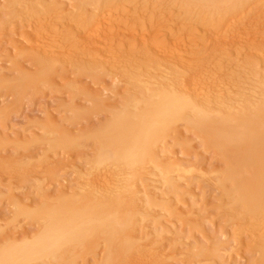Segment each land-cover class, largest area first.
Instances as JSON below:
<instances>
[{
  "label": "rangeland",
  "instance_id": "obj_1",
  "mask_svg": "<svg viewBox=\"0 0 264 264\" xmlns=\"http://www.w3.org/2000/svg\"><path fill=\"white\" fill-rule=\"evenodd\" d=\"M1 1L3 0H0V246L8 243V238L10 236L18 238V242V240L22 241V238L26 235L27 238H31L39 234V232L42 230V224L40 221L35 220L37 221L35 222L33 220L34 222H31V220L25 218L24 216L18 215V208L15 207L17 206V202L21 204L22 208L23 206L25 208H27L28 206V208L30 207V209H33V207L35 206L37 208L38 205L42 206L44 202V199H42L43 193L46 194L48 192L51 196L55 197L60 192H63V190H66V188L69 186L68 184H70V181L75 186H78V174L76 172L86 170L85 173H91L93 176H96V174H98L97 176H99V173L104 171V164H99L96 161V155L98 147L100 145L98 141L99 138L96 135H98V133L101 131V127H106L108 121H110V119L112 118L113 113H118L119 111L121 112L122 109H125L126 104L128 105V103H130L129 105L132 107L133 105H131V103L133 104L136 101L137 113L145 108L147 106L146 100L149 102V99L154 93V90L158 88L157 85L159 86V84H161V78H164V80L165 78L166 80L169 79L171 81H169V83H173L172 85L174 87L177 86L176 88L178 90L185 89V91H188V93H190L191 91H194L193 88L191 89V87L194 86L193 79L195 77V72L191 73L192 70L196 71L198 68L202 66L204 67V65H207L206 67H210L211 65H213L212 63H214L217 64V68H215V70L223 72L226 69V66H224L226 65V60H230V57L234 55L231 59L233 63L235 62V68L237 67L234 71L235 74L237 72V75L233 74V78L230 79L231 82L235 84V86L233 85L234 87L232 89L235 94V96H232L233 101L240 99V95H242L249 86H254L253 84L256 82L255 79H257V82L253 87L254 91L252 87H250L252 90L250 91L249 88L248 91H250L249 95L252 98L256 96L255 98H253L254 101H256L255 103H263L264 87H262L261 84L264 83V49L260 48H264V44H261L262 42L264 43V0H247L246 4H242L241 7H238L237 10L229 11L227 13L228 15L225 16L226 18L223 20V22L219 23L218 25L215 24L216 17L213 16V13L210 9H208L207 13V10L201 9L202 7L199 6H195L193 8V6L190 5L187 7V5H184V3L189 4L188 1L182 2L181 0H145L147 1V4L145 1L143 4L142 0H102V2L107 3L106 5L107 7H109L106 20L110 22L112 26L118 24V19L121 18L122 15L124 17H128L127 15L131 16L132 14H134V12H138L137 14L141 15V19L140 21L138 20L131 22L129 26L125 28H129V30L127 31L123 29V31L121 32H113V34L110 35V37L112 36L111 38H104L98 34L87 41L86 39H88L91 33L85 35V28L83 29V27L79 24H87L89 22H87V18L91 15V13H96V10L100 11V9H102L100 8L95 10V8H92V6L89 5L91 0H16V5L14 3L9 7L6 5L7 0L5 1V3H2ZM13 1L9 0L10 3H13ZM17 2L18 4H21L18 5ZM152 4L153 6H151ZM89 6L92 9H90ZM187 8H190V10H188ZM200 11L203 12L201 13ZM33 12H35L36 14H31ZM78 12L80 15H78ZM74 15L77 17H75ZM29 17L32 20H30ZM213 19H215V22ZM143 20L144 22H148L150 20L148 23H151L152 29L151 25H149L148 28L151 29L150 31H154L150 36L151 39H156L158 37L164 38L166 41H162V43L164 45L166 44L165 46L168 47L170 46L171 42H180V45L178 47L180 50H177L178 53L176 54L178 55L175 54L176 57H174L172 51L167 50V53L162 56L164 58H160V60H163L161 62H164L166 65H164V63L162 65L160 64L161 62H158L160 60L157 58L158 55L155 53L157 51L156 49H153V46L149 42H142V44L139 42V44L134 47L135 49H130V45H132L133 40L135 39L134 36L136 35V33H132L133 30L130 31V29L138 24L139 25L137 27L140 29V22L142 23ZM64 23L68 24L67 26L70 25L67 29V34L74 33L76 37L79 36L77 37L78 39L74 38V41H78L77 48L72 49V47H67L68 44H65V42L60 37L54 39L55 41L53 40L54 35L53 37H50L53 33L52 30H55L59 26L61 27L62 25H65ZM209 23L212 24L210 25ZM57 24L58 26H55ZM159 25L161 27H159ZM81 27L83 31L81 30ZM19 28H21V30ZM44 28H47L48 30ZM75 29H80L81 33L80 31L75 33ZM90 30L92 31L93 29L91 28ZM194 30L195 32H193ZM136 31L139 32L141 31V29L139 31L137 29ZM82 32L84 34H82ZM75 35H73V37H75ZM232 36L234 39L232 38ZM218 39L220 43L223 44L222 46L221 44L216 43ZM41 40L46 42L47 44H45L47 46L41 43ZM239 40H241V44L239 43ZM242 40L244 44H242ZM259 44H261L260 47ZM249 45L254 49L255 45H257L256 47H258V49L256 48V51L259 52H255V50L252 51V49L249 48ZM242 46L243 49L241 50ZM260 50H263V52H261ZM152 51H154V53ZM206 51L207 53H204ZM75 53H78V55L75 56L76 60H74L75 57L73 56L76 55ZM154 54H156L157 57ZM170 54L173 56V58L178 57L177 61L175 60L176 62L172 59V56ZM72 56L74 58H71ZM71 59L74 60L73 63H69ZM155 59L159 64L156 65L157 62H155ZM125 62H127L128 64H126ZM158 67L162 68L158 69ZM187 67H190L188 69L191 71H189ZM184 68L187 69V71ZM195 68L196 70H194ZM153 69H157V71ZM177 69L181 71H178ZM241 69L242 71H240ZM210 75V78H212L214 75L212 71ZM116 76L119 79H116ZM27 79H34L35 82L30 85L25 81ZM131 79L133 80V82ZM260 79L263 80L261 81ZM146 81H148V84L146 83ZM251 81H253L254 83L252 82V85H248V87L244 84H248ZM214 83L216 82H212L211 84L212 88L215 87L213 85ZM155 86L156 88H154ZM237 89L240 91H238ZM223 94L224 95L222 96V98L224 99L226 95L224 92ZM212 96L206 99V101L203 100L205 103L201 102L202 106L205 105L206 107L208 106L207 102H211L210 105L211 109H213L212 111L208 110V107L210 105L207 108L204 106L207 111L201 105H199V107L201 106L200 108L203 109V112L213 114L216 113L217 116L224 117L222 116L223 114H219L223 112L222 110H224L221 104L220 106L216 105L219 102H222L223 99H221L219 95H214L213 97ZM216 97H218L219 100ZM130 99L131 101H129ZM137 99L139 100L137 101ZM209 99L211 100L207 101ZM132 100H134V102H132ZM238 103V101L235 102V107L236 109L240 110L243 106L239 108L238 106H240V103L239 105ZM131 107H129L128 109L130 111L134 110V108L131 109ZM139 117L140 118H138L137 115V120H142L141 116ZM177 123L179 124H176L175 128L167 131L168 135L167 138H165L166 141H164V143H162V141L160 144H158L159 149H157V146L156 149L158 151H160L161 149L164 150L166 145L169 148L171 146L168 144H171L176 139L178 143L177 141H174V143L171 144L173 145L171 148L167 150L165 149L161 153L157 151L156 154L158 156L162 155L165 152L162 156H160L162 158L163 156L165 157L163 159H166V161L162 159L164 162H177L178 159L183 165H185L184 169L190 168L191 174H189L188 176H184L183 180L181 179V183L185 185H183L182 187L184 190V187L189 186V184L186 182V179H191L193 187L191 186L192 188L190 189L189 193H186L184 195L181 193L182 191L180 192L177 189L171 188L168 183L170 179L177 178L174 177L175 174H173V171L168 172L165 170L162 171L161 169H154L156 168V163H151L152 161L150 160L147 161L145 166L143 165L142 168L145 173L147 171H151L153 173L151 174V176L155 174L154 177L157 175V178L159 177V181L160 179L162 182L164 180V191L168 197L167 199L169 202L171 201V203H176L177 200L184 198L186 199L187 197V199L185 200L184 208L181 209L176 205L174 206L176 208H179H177L178 215H170L168 214L166 209H164V211L162 208H160V206H158L160 210H158V208H154L158 211L151 210V212L153 211V213L149 212L151 215L155 214V218H158L160 222H158L157 219L154 221L155 218L153 217V215L149 216L150 218L148 217L146 222H144L145 220L142 221L144 223L141 224H144V227L146 226V228H151L149 231L150 236L148 237V239L146 235V238L144 237L145 241L141 240L143 247H145V245H152L149 248L148 246L146 247L150 250H157V248L159 247L157 251L161 250L160 252L164 256V260L166 261L165 263L167 264L171 261H175L176 259L177 261L178 259H182L180 263L178 261L179 264H181L182 262L183 264H263L264 251L259 248V244H257L258 241L253 242V239H251V237L253 236L254 238V236L256 235V237L263 235L264 225L261 222V218L258 216V214L247 211V209L243 206L241 200L239 199V196L235 194V186L232 184L231 179L228 178V169L231 162L229 163L227 160L219 157V154L214 148L207 147L208 145L204 144L205 140L202 139V136L200 137V134L195 132L194 129L190 130L189 127H186L184 122L179 121ZM127 127L131 128L132 125L128 124ZM58 128H63L62 131L61 129H59V131H61L60 133L58 131ZM178 129H180V131ZM139 130L140 129H138L137 131ZM174 131L175 133H173ZM66 133L70 134L67 135L69 138L75 139L74 142H72L71 146H69L70 143L68 144V146L70 147L69 150H67L68 148L65 149V147H68L67 143L64 144L65 141L62 140L64 139L63 134ZM94 135L96 136V138H94ZM59 138L64 141V146H62V144H59L61 143V140ZM52 139L55 141L52 142ZM56 139L60 140V142L56 141ZM201 139L204 141H202ZM50 140L52 144L57 142L59 147H57L56 143V147H53L50 143ZM160 157L159 159L161 160ZM19 164L23 165L24 168L26 167L25 169H23L25 170V173H23V170H21L23 166H19L22 167L21 169H16ZM53 164H55L56 166ZM14 166L16 167L14 168ZM36 166L37 170H39H36L37 172H39L38 174H36V171H34L35 173L33 172V170L36 169H34L33 167ZM48 167H52V172L47 170ZM136 169L134 168V171ZM125 171L126 170L123 171V174ZM243 171L245 172L246 169ZM131 172L132 169L130 170V173ZM54 173L55 176L57 175L55 178H53ZM126 173L124 175L122 174L123 176L120 174V182H118L122 184L121 186L123 187L127 185L129 186V181H132L134 176H136L133 174L134 172H132L133 177L129 176V172V174L127 173L128 176L126 175ZM144 174L141 173L140 175ZM148 174L150 173H147V175L145 174L144 176H146V179H151V177H149L150 175ZM248 175L246 177H249ZM144 178L142 176V179L145 181L146 179ZM157 178L155 177V181H158ZM142 179L139 177L137 178L136 176L133 181L138 182ZM181 180H179L178 182L180 183ZM153 181L154 180L152 177V182ZM124 182L125 184H128L124 185ZM141 182L143 181H139L140 184ZM149 182L152 184L151 180ZM149 182L146 183L148 184ZM135 183L133 185H139L138 183ZM131 184L132 183H130V185ZM144 184V182L143 184H141L143 185L142 187L145 186ZM7 185H11L14 187V192L17 193H14L15 196H10V191L7 190ZM133 185L132 188H134ZM65 186L67 187L65 188ZM138 187H135V189ZM124 189H127V187H125ZM138 189L140 190L141 187ZM120 190H118L117 192H120ZM129 190L130 189H128L127 191ZM121 192H123V189L121 190ZM124 194L125 197H128V192H126L125 190ZM228 206L231 210L228 208ZM226 208L230 210V213L227 212L229 210ZM174 211L176 213V210ZM182 213H186L187 216L185 215L186 217L183 216V218H186L188 220L191 217L195 218H191L190 222L196 221L198 219L197 217L202 213L207 216V226H205V231L207 229L208 230L207 232L202 231V234L204 236L200 234V229H194V231H192L193 233H191L193 235V238H189V236L191 235L189 233L191 227L188 229V225H184L182 223L183 221L179 219L182 218V216L178 218L179 214ZM8 221H12L9 226L7 225ZM145 223L147 224L145 225ZM163 227H165V229H163ZM237 228L239 229V232H241V243H239V241H236L235 237L233 236L235 234L234 232L238 231ZM183 229V232L185 233L182 232ZM166 230L170 233L166 232ZM7 231H9L8 234ZM196 231H199L200 233ZM194 232H196L195 238ZM146 233H148V231ZM180 233L181 237H176V235ZM3 234H5L6 236H4ZM210 234H214V236L212 235L211 237ZM217 242L219 244H222V246L224 247L223 250L218 251L219 254H217L218 252H214V248L215 245H217ZM190 244L193 245L190 246ZM230 248H232L233 250ZM98 249L99 250L97 252L100 253V256L102 258V255H104L105 253L102 243L99 245ZM227 249L229 251H227ZM83 251H85L84 248ZM83 251L81 253H77V256L75 255L76 262L74 260L70 261L71 256L69 258V261L72 262V264L73 262L74 264H96L92 255H87V257L84 255L86 258L84 256H80L81 254L83 255ZM231 251L234 254L237 255L238 253V256H241L238 263H235V261H227V259L229 260V254L227 253H231ZM65 263L68 264V260Z\"/></svg>",
  "mask_w": 264,
  "mask_h": 264
},
{
  "label": "bare ground",
  "instance_id": "obj_2",
  "mask_svg": "<svg viewBox=\"0 0 264 264\" xmlns=\"http://www.w3.org/2000/svg\"><path fill=\"white\" fill-rule=\"evenodd\" d=\"M3 1H1V2L5 3L6 0H3ZM144 1L145 0H142L143 4H144ZM181 1L182 2L188 1L189 4L184 3V5H187V7L190 5L193 6V8L195 6L196 7L197 6L202 7L201 9L207 10V13H208V9H210L213 13V16L216 17V23L215 24L218 25L219 23L223 22V20L226 18L225 16L228 15L227 13L229 11L237 10L238 7H241L242 4H246L247 0H181ZM23 2H25V1H23ZM145 2L147 4V1H145ZM14 3L16 5V0L13 1V3H10L9 0H7L6 5L9 7L10 5H13ZM140 3H141V1H140ZM17 4H18V2H17ZM20 4L21 3H19L18 5H20ZM106 4L107 3L102 2V0L101 1L100 0L99 1L91 0L89 5L92 6V8H95V10L100 9V8H102V9H100V11L96 10L95 11L96 13H91V11H90L91 15L90 16L87 15V16H89L88 18L86 17L87 22L88 21L89 22L87 24H85V23L79 24L83 27V29L85 28L84 29V33H86L85 35L91 33V35L88 37V39L85 38L86 41L91 39L93 36L98 35V34L104 38L105 37L111 38L112 36L110 37V35L113 34V32H116V31L121 32V31H123V29L127 28L131 22L138 21V20L140 21V19H141V15H138L137 14L138 12L137 13L134 12V14H132L131 16L127 15L128 17H124L122 15L124 18L121 16V18H119L120 20L118 19V21H119L118 24L115 26H112V24L106 20L107 12L109 9V7H107ZM103 6H104V8H103ZM105 6H106V8H105ZM151 6H153V4ZM92 8L90 7V9H92ZM190 8H192V7H190ZM190 8L189 9L187 8V9L190 10ZM199 10H200V8H199ZM30 12H32V11H30ZM35 12H33L31 14H34ZM1 14H2V12H1ZM85 14H87V13H85ZM78 15H80L79 12H78ZM75 17H77V16H75ZM30 20H32V19L30 18ZM165 20H167V19H165ZM213 20L215 22V19H213ZM14 21H16V20H14ZM148 22H144V20L142 21V23L140 22L141 31H139L140 29L137 27L139 24L138 25L134 24L135 26L130 29V31L133 30L132 33L133 32L136 33V35L134 36L135 39L133 38L134 39L133 43H132V45H130L131 46L130 49L131 50L135 49L134 47H136L137 44H139V42L141 44H142V42L143 43L149 42L153 46V49H156L157 52H155V53L158 55V57L156 54H154V55H156V57L159 60H160V58H162V59L164 58L162 56L167 53V50L172 51V54L174 55V57H176L175 54L178 53V51L180 50L178 48L180 45V42H178V41H175L173 43L171 42L170 46L168 47V46H165L166 44L164 45L162 43V41H166L164 38L158 37L156 39H153V38L151 39L150 36H151L152 32H154V31H150L152 29V25H151V23H148ZM153 22H155V21H153ZM240 23H241V21H240ZM238 24H239V22H238ZM67 25L68 24H65V25H62L61 27L59 26L55 30L53 29L52 30L53 33L50 37H53V35H54L53 40L60 37L65 42V44L66 43L68 44L67 47H72V49L77 48L78 41H74V40L79 36L76 37V35L74 33H70V34L68 33L67 34L66 33L67 29L70 26V25L69 26H67ZM149 25H151V29L148 28ZM55 26H58V24ZM38 27H36V28H38ZM82 27H81V30H82ZM159 27H161V26L159 25ZM91 28L93 29L92 31L90 30ZM230 28H232V27H230ZM19 29L21 30V28H19ZM38 29H40V28H38ZM44 29L48 30L47 28H44ZM137 29L139 32L136 31ZM125 30L126 31L129 30V28L125 29ZM167 30H169V29H167ZM79 31H80V29H77V30L75 29V33L79 32ZM237 31H236V33H237ZM68 32H69V30H68ZM193 32H195V30ZM212 32H213V30H212ZM80 33H81V31H80ZM84 33L82 32V34H84ZM72 34L75 35V37H73ZM242 34H243V32H242ZM125 35H127V34H125ZM228 36H229V34H228ZM223 38H225V37H223ZM232 38H233V36H232ZM49 40H51V39H49ZM180 40H181V38H180ZM220 40H221V38H220ZM41 41H42L41 43H43V44L46 43L43 40H41ZM218 41H219V39H218ZM218 41H216V43L221 44L220 41L219 42ZM240 41L241 40H239V43L241 44ZM260 41H262V40H260ZM82 42H84V41H82ZM222 42H223V40H222ZM242 42H243V40H242ZM242 44H244V42ZM256 44H258V43H256ZM261 44H264V43L262 42ZM261 44H259V47ZM222 45L223 44H221V46ZM252 46H254V45H252ZM256 46L257 45H255V49H254L253 47L251 48L249 45V48H251L252 51L255 50V52H259V51H256L258 49V47H256ZM53 47H56V46H53ZM242 49H243V46L241 47V50ZM260 49H264V48H260ZM228 50H229V48H228ZM154 51H152V52L154 53ZM261 52H263V50ZM204 53H207V51ZM77 55H78V53L76 55H73V56L75 57ZM176 55H178V54H176ZM258 55H260V54H258ZM73 56L71 58H74ZM233 56L230 57V60L229 59L226 60V63H225L226 65H224V66H226V69L223 72H220L219 70H215V68H217V66H216L217 64H214V63H212L213 65H211L210 67H206L207 65H204V67L202 66V67L198 68L197 70L195 68L194 70H196V71H193V70L191 71L188 69L190 67H187V69L189 71H191V73L195 72L194 73L195 77L193 79L194 80V86L191 87V89L192 88L194 89L193 92L191 91L190 93H188V91H185V89L184 90L183 89L178 90L176 88L177 86L174 87L172 85L173 83L172 84L169 83L170 80L168 78H167L168 80H166V78H165V80H164V78L163 79L161 78V80H162L161 84H159V86L157 85L158 88L156 90H154V93L152 94V96L150 95L151 98L149 97L150 98L149 102L146 100L147 106L145 108H143L139 113H137V111H136V106H137L136 101H135L136 104L131 103V105H133L132 107L129 105L130 103H128V102L131 101V99L127 102L128 105L126 104V106L131 107V109L134 108L135 112H134V110H132L133 112L130 111L128 109L129 107L125 106V109H122L121 112L119 111L118 113H116V112L113 113L112 118L110 119V121H108V124L107 125L104 124V125H106V127H104V126L101 127V131L99 130L100 134L98 133L99 136L96 135L99 138L98 141L100 144L98 147L97 155H96V161L99 164H104V168H103L104 171L99 173V176H97L98 174H96L97 177L95 175L93 176L91 173H85L86 170L76 172L78 174V176H77L78 177L77 178L78 186H75L70 181V184L66 183L69 185L68 187L65 186V188L67 187L66 190L62 189L63 192H60L55 197L51 196L48 192L46 194L43 193L42 199H44V202H43L42 206L38 205L37 208H36V206L33 207V209L32 208L30 209V207L28 208V206H27V208H25L24 206L22 208L21 204L19 202H17L16 203L17 206H15V207L18 208L17 209L18 215L24 216L25 218L31 220V222L33 220L34 221L35 220L40 221L42 224V230L36 236H33L31 238H27V235H26V236H24L25 238L24 237L22 238L23 239L22 241L18 240V242H17L18 238L10 236L8 238L9 239L8 243H6L3 246H0V264H62V262H63V264H66L65 262L67 260L69 262L68 264H72V262H70V261H72V260L75 261L76 256L78 255L77 253H81L83 251V248L85 250V251H83V255L82 254L81 255L79 254V255L80 256L85 255L86 257H87V255H89V256L92 255L96 264H167V263H165L166 261L164 260V256L160 252L161 250L157 251L159 247L157 248V250H155V249L150 250V249L146 248L148 245L146 246L145 243H144L145 247H143L142 241L146 237L148 239V237L150 236L149 231L151 228H148V227L146 228V226L144 227V224L142 225L141 223L146 222L147 218L149 216L153 215V214L151 215L150 213H153L154 210H157L154 208H158V210H160V208H162L163 210L166 209L168 214H170V215L171 214H175V215L177 214L178 215V209L179 208L182 209L185 207V200L187 199V197H186V199L184 198V199L177 200L176 203L172 202L173 203L172 204L171 201L170 202L168 201V199H167L168 197L165 194V191H164L165 190V188H164L165 182H164V180H163L164 183L161 181V179L159 181V179H158L159 177L157 178V175H156L155 177L158 179V181H155L156 180L154 177L155 174L151 176V174H153L151 171H149V172L147 171L145 173V171H143L142 167H143V165L145 166V164L147 163L148 160H150V161H152L151 163H153V162L156 163V168H154V169H161L162 171L165 170L168 172L173 171V174H175L174 177H177V178H173V179L169 180L168 183H169L170 187L177 189L180 192L182 191L181 193L184 195L186 193H189L190 189L193 187L191 179H186V182L189 184L190 187L186 186V187H184L185 188L184 190L182 188L184 184L181 182H182L184 176H188L189 174H191V169L190 168L184 169L185 165H183L181 163V161H179L178 159H177V162L176 161L175 162L172 161V163L164 162V161H166V159L165 160L163 159L165 157L163 156V158H162L160 156H162L165 152L162 155H158V156L156 154L158 151L157 149H159L158 144H160L162 141H163L162 143H164V141H166L165 138H167V135H168L167 131H169L172 128H175L176 124H179V123H177L179 121L184 122L186 127H189L190 130L194 129L195 132L199 133L200 137L202 136L201 138L205 140V143L204 142L203 143L208 145L207 147L214 148L217 151V153L219 154V157L227 160L229 163L231 162V164L229 165V169H228L229 170L228 171V175H229L228 178L231 179L232 184L235 186V189H234L236 191L235 194H237L239 196V199L241 200L243 206L247 209V211H249L251 213H257L258 214V216L261 218V222L264 225V100H263V103H259V102L255 103L256 101H254L253 98H255L256 96L252 98L249 95V92L253 89V87L255 86V84L257 82V79H255L256 80L255 83L253 82L254 80L249 82L251 84L244 83L248 87V85H252V82H253L254 86H249L244 92L242 91L243 94L240 95V97H239L240 99H238L236 101H238L240 103V106H238L239 103L237 105L239 108H241L242 106L243 107L240 110L236 109V107H235L236 101L234 100L235 101L234 102L233 98H232L233 95L235 96V94L232 90L233 87L235 86V84L232 83L230 80L231 78H233L232 76H233V74H235L234 71L237 68V67L235 68V64H234L235 62L234 63L232 62L231 58ZM228 58H229V56H228ZM162 59L158 62L160 63L161 61H163ZM172 59L174 61L175 60L177 61L178 57L173 58V56H172ZM74 60H76V57L74 58ZM74 60L71 59V61L69 63H73ZM157 60L155 62H157ZM173 60H172V62H173ZM236 60H238V59H236ZM122 62H123V59H122ZM158 62L156 63V65L159 64ZM125 63L128 64L127 62H125ZM163 63L161 62L160 64L163 65ZM164 65H166V64L164 63ZM182 67H184V66H182ZM159 68L160 67H158V69ZM187 69H185V70L187 71ZM153 70L157 71V69H153ZM213 70H214V72H213ZM164 71H166V70H164ZM178 71H181V70H178ZM211 71L214 74L212 78H210ZM240 71H242V69ZM243 71H244V69H243ZM245 72H247V71H245ZM187 74H186V76H187ZM235 75H237V72ZM155 77H156V75H155ZM247 77H249V76H247ZM150 78H151V76H150ZM116 79H119V78L117 77ZM145 79H146V77H145ZM25 81L30 85H32L35 82L34 79H27ZM134 81H136V80H134ZM132 82H133V80H132ZM155 82H153V83H155ZM212 82H216L213 84L215 86L214 88H212V86H211ZM139 83H140V81H139ZM146 83L148 84V81H146ZM262 84L264 85V83H262ZM262 84H261V86L264 87ZM250 87H252V89ZM154 88H156V86ZM239 88H241V87H239ZM248 89L250 91H248ZM238 91H240V90H238ZM253 91H254V89H253ZM223 92L226 95L224 97V99L222 98V96L224 95ZM240 94H241V92H240ZM212 95L213 96L219 95L221 97V99H223V101L221 100L222 102H219L218 104H216V102H215V104L219 105V106L221 104V106L224 110H222L223 111L222 113H219V111H218V113L223 114L222 116H224V117H219V116H217L216 113L213 114V113L203 112L202 111L203 109L200 108L202 106L201 102H204L203 100L206 101V99L210 98ZM216 98H218V97H216ZM225 98H227V99H225ZM146 99H148V98H146ZM138 100L139 99H137V101ZM210 100L211 99H209L207 101H210ZM218 100H219V98H218ZM132 102H134V100H132ZM261 102H262V100H261ZM207 104L209 106L211 104V102H207ZM199 105H201V106L199 107ZM204 106L205 105H203L202 107H204ZM208 110H210V111L213 110V109H211V105L208 107ZM206 111H207V109H206ZM213 112H215V111H213ZM137 115H138V118H140L139 116H141L142 120H140V121H139V119L137 120ZM137 121H139V122H137ZM128 124L132 125V127L131 128L127 127ZM54 129H56V128H54ZM59 129H61V128H58V131H59ZM62 129H61V131H62ZM138 129H140L139 130L140 132L137 131ZM178 130L180 131V129H178ZM61 131H59V133ZM173 133H175V131ZM68 134L67 133L63 134L64 137L63 136H61V137L64 138V139H62L65 141L64 144L67 143V146H68V144L70 143L69 146H71L72 142H74L75 139L69 138L67 136ZM170 135H172V134H170ZM96 136L94 138H96ZM59 139L61 140V138H59ZM60 140L56 139V141H58V142H60ZM62 140H61V143H59V144H62V146H64L63 145L64 141H62ZM204 140H202V141H204ZM54 141L55 140H53L52 142H54ZM174 141H177V139ZM174 141L171 144H173ZM179 141H180V139H179ZM52 142L50 140L51 144H52ZM55 143H56L57 147H59L57 142H55ZM55 143L52 144L53 147H56ZM177 143H178V141H177ZM179 143H181V142H179ZM171 144H168V145H170L172 147L173 145H171ZM69 146L65 147V149L68 148L67 150H69V148H70ZM156 146H157V149H156ZM60 147H61V145H60ZM171 147H169V148H171ZM162 148H164V147H162ZM169 148L166 145L165 149L167 150ZM164 150L161 149L158 152L161 153ZM159 157L161 158V160L159 159ZM171 158H172V156H171ZM20 164L18 166L16 165L17 167L14 166V168L16 167V169H18V168L21 169L22 167H19V166H23V165H20ZM53 165H55V164H53ZM57 165H58V162H57ZM52 167H50V168L48 167L47 170L51 171ZM137 167L138 168L140 167V168L138 169ZM25 168L23 166V168L21 170H23ZM33 168L34 169L36 168L35 170H33V172L37 170V166L33 167ZM57 168H59V167H57ZM57 168H55V169H57ZM79 168H81V167H79ZM134 168L138 169V171H137V169L135 170L138 173H136L134 171ZM131 169H132V172H134L133 174L136 175L137 178L139 177L142 179V176H143V178L145 177L144 179H146V176H144V175L145 174L147 175V173H150L148 175H150L149 177H151V179H146L145 181L143 179L139 180V181H143L145 183L144 184L145 186L142 187L143 185H141V184H143V182H141V184H140L139 181L138 182L133 181L134 178H136V176H134L133 180L130 179L132 181H129L130 183H132L131 185L129 183V186H131V187H129L127 185L128 183L125 184V182H124V185H127V186H124V187L121 186L122 184L118 183V182H120L119 181L120 180L119 179L120 174L122 175L124 170H126L124 172V174L126 172L130 173ZM245 169L251 175L246 171H245L246 172V175H245V172L243 171ZM24 171L25 170H23L22 172L25 173ZM37 171H39V170H37ZM140 171L142 174H144V173L145 174L140 175L141 174ZM162 171H159V172H162ZM132 172L130 173L131 175L129 173L128 174H129V176L133 177ZM26 173H29V172H26ZM38 173L39 172H37L36 174H38ZM127 173H126V175H127ZM30 175H31V173H30ZM53 175H52L53 178H55L57 176V175L55 176V173ZM247 175L249 177H246ZM152 177L154 180L153 181L154 184L152 182ZM126 180H127V178H126ZM148 180L149 181L151 180L152 184ZM179 180H181L180 183L178 182ZM146 182H149V183L147 184ZM134 183L135 184L138 183L139 187L133 185ZM76 184H77V182H76ZM132 185L134 188H132ZM125 187H127V189H124ZM135 187H138V188L141 187V189L140 190L138 188L135 189ZM186 188H189V189H186ZM120 189L121 190L123 189V192H121ZM128 189H130V190L127 191ZM7 190L10 191V196L11 195L15 196L14 195L15 189L13 186L7 185ZM118 190H120V192H117ZM124 190L126 192H128V197H125ZM186 190H188V191H186ZM59 191H61V190H59ZM15 194H17V193H15ZM140 197H142V198H140ZM230 197H232V196H230ZM175 205L178 206L179 208L177 207L178 208L177 209L176 207H174ZM30 206H32V205H30ZM158 206H160V208ZM188 207H189V205H188ZM228 208H229V206H228ZM228 208H226V209H228ZM148 209H149V211H148ZM151 210H153V211L151 212ZM174 210H176V213ZM230 210L227 212L230 213ZM186 213L183 215L179 214L178 218L182 216V218H179L183 221L182 223L184 225L185 224L188 225V229L190 227H191V229H193V230L190 229L189 233L190 234L193 233L192 231H194V229H197V230L200 229L199 231L201 233L199 231H196V232H199L201 235H203L202 231L204 232L206 229L205 226H207L206 225L207 224V219H206L207 216L204 213H202L201 215L198 214L199 215L197 217L198 219L196 221L190 222L192 217L189 220L186 218H183V216H185ZM154 215H153V217L155 218L156 216H154ZM191 215H193V214H191ZM156 219L158 220V218H155L154 221ZM183 219H186V220H183ZM192 219H195V218H192ZM143 220H145V221L142 222ZM37 221H35V222H37ZM158 222H160V220H158ZM11 223H12V221H10V222L8 221L7 225L9 226ZM146 224L147 223H145V225ZM151 225H152V223H151ZM260 227H261V225H260ZM163 229H165V227H163ZM207 230L205 232H207ZM237 230L238 231L234 232L235 234L233 236L235 237L236 241H239V243H241L240 242V240L242 238L241 232H239L238 228H237ZM147 231H148V233H146ZM183 231H184V229L182 230V232ZM8 232L9 231H7V234H8ZM166 232L170 233L167 230H166ZM196 232H194V238H195ZM183 233H185V232H183ZM183 233H182V235H183ZM5 234H3V235L6 236ZM178 235H176V237H181L180 236L181 233ZM212 235L214 236V234H212ZM212 235L210 234L211 237H212ZM256 236H254V238L252 236L251 239H253V242L258 241L257 244H259V248L262 251H264V234L260 235L258 237H256ZM189 238L192 239L193 235L191 234L189 236ZM180 240H183V239H180ZM216 241H217V239H216ZM101 243L104 246V250H105V253H104V255H102V258L100 256V253L97 252L99 250L98 247ZM192 245L190 244V246H192ZM151 246H148V248ZM194 246H196V245H194ZM214 249H215L214 252H218V251L223 250L224 247L222 246V244H219L217 242V245H215ZM230 249H232V248H230ZM202 250H204V249H202ZM78 251H80V252H78ZM227 251H229V250L227 249ZM217 254H219V252ZM227 254H229V257H228L229 260L227 259V261H235V263L236 262L238 263L239 259L241 258V256H238V253L236 255L232 251H231V253L228 252ZM70 256H71V259L69 261ZM72 256H73V259H72ZM188 257H190V256H188ZM263 259H264V257H263ZM181 260L182 259H178L179 263L181 262ZM178 261L176 259L175 261H171L168 264H179ZM219 262H221V261H219ZM73 264H74V262H73ZM181 264H183V262Z\"/></svg>",
  "mask_w": 264,
  "mask_h": 264
}]
</instances>
